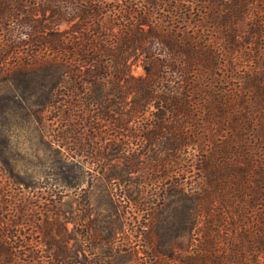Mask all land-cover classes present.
<instances>
[{"label": "trees", "instance_id": "16d2710c", "mask_svg": "<svg viewBox=\"0 0 264 264\" xmlns=\"http://www.w3.org/2000/svg\"><path fill=\"white\" fill-rule=\"evenodd\" d=\"M17 119L60 123L41 139L67 143L75 166L177 165L164 199L178 195L184 243L163 253L151 242L149 264H264V0H0L2 170ZM3 174L0 196L20 186ZM64 180L37 198L52 215L41 225L46 255L17 252L33 213L0 197V264L72 263L59 206L82 175Z\"/></svg>", "mask_w": 264, "mask_h": 264}, {"label": "rangeland", "instance_id": "374dc122", "mask_svg": "<svg viewBox=\"0 0 264 264\" xmlns=\"http://www.w3.org/2000/svg\"><path fill=\"white\" fill-rule=\"evenodd\" d=\"M132 73L144 75L139 65L132 67ZM47 115L55 119L58 113L50 110ZM41 130L57 135L64 127L57 122L38 129L34 122L27 124L17 119L10 131L9 142L4 143L6 167L4 165L5 169L0 172L4 173L5 181L9 176L20 186L7 183L3 195L22 198L21 206L33 213L28 227L23 224L25 221L18 225L25 247H20L17 252L35 257L34 252L46 255L51 250L48 240L43 238L41 225L47 215H52L46 208L39 207L44 201L38 202L37 198L53 190L60 192L64 178L74 183L76 175H82V184L64 190L68 196L59 206L61 218H68L64 224L65 233L59 239L74 256L71 264H149L151 242L157 243L158 250L163 253L184 243L176 237L181 235L177 230L178 195L164 199L168 188L173 187V180L167 183L168 180L175 174L180 175L177 165L173 164L170 172L162 174L135 172L131 163L123 160L118 163V159L107 165L96 158L94 163L75 166V161L65 159V156L69 157V147H64L65 150L60 147L67 143L58 142L56 138L52 142L43 141ZM35 184H38L36 189L27 190V186ZM10 221L7 218V222L12 223ZM156 228L160 233L158 239L153 235ZM51 252V255L55 254V250ZM52 261L45 259L47 264Z\"/></svg>", "mask_w": 264, "mask_h": 264}]
</instances>
